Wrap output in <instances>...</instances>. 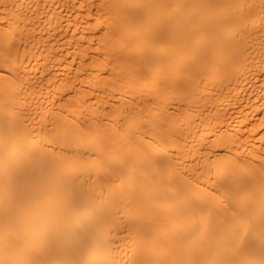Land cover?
Wrapping results in <instances>:
<instances>
[{
	"label": "bare ground",
	"instance_id": "1",
	"mask_svg": "<svg viewBox=\"0 0 264 264\" xmlns=\"http://www.w3.org/2000/svg\"><path fill=\"white\" fill-rule=\"evenodd\" d=\"M0 264H264V0H0Z\"/></svg>",
	"mask_w": 264,
	"mask_h": 264
}]
</instances>
